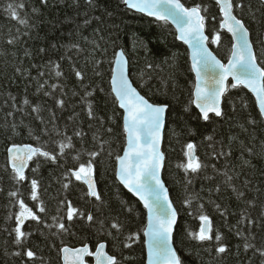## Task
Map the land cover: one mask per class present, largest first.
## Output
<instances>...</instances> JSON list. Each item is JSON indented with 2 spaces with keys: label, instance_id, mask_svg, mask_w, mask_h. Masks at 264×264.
Returning a JSON list of instances; mask_svg holds the SVG:
<instances>
[{
  "label": "trees",
  "instance_id": "obj_1",
  "mask_svg": "<svg viewBox=\"0 0 264 264\" xmlns=\"http://www.w3.org/2000/svg\"><path fill=\"white\" fill-rule=\"evenodd\" d=\"M10 2L20 3L21 0H0V264H33L27 257L12 255L13 251L19 249L4 231L6 227L15 225L14 219L7 218L10 213L19 210L8 196V192L16 187L20 188L21 198L27 206L43 221L37 224L27 220L23 227L24 231L30 233L25 247L36 253L35 264H62V247L89 244L94 251L102 242L107 243L108 252L116 256L121 264H146L143 236L147 224L146 210L114 176L115 156L122 155L125 145L122 119L118 114L122 110L112 103L110 84L114 66L111 62L120 48L129 59L131 77L140 92L150 101L169 104L163 147L166 156L164 179L179 213L175 245L183 264H261V257L255 249L264 247V229L256 224L237 223L242 212L259 221L261 209L264 208V122L260 120L253 95L244 88L230 89L223 105L227 118L212 115L209 121H204L194 104H190L195 77L191 71L188 49L175 38L177 33L169 23L135 13L126 8L121 0H94L91 7L85 0H47L46 6L40 0H22L24 8L19 10V15L27 16L31 25L26 28L11 19L5 11ZM181 2L187 7L195 4L208 7L207 34L210 39L216 31L221 35L219 46L210 42L209 45L220 59L227 62L231 36L219 28L222 16L215 0ZM243 3V12L236 9L235 14L244 20L256 50L262 52L264 49L260 46V40H264V6L259 4V0H243ZM249 5L252 12L248 10ZM33 8L37 12H33ZM17 29L19 39L14 44H8V38L17 35ZM25 32L28 34L23 35ZM261 59L264 60V56ZM57 63L63 73L59 78L55 76L53 68ZM18 68L21 71L18 72ZM73 68L84 74L82 82L77 81ZM38 71L45 72V76L39 78L41 82L47 80L49 84L63 86V109L56 106L53 97L44 96L43 92L37 93L36 80L32 77H37ZM82 85L89 86L93 92L88 100L92 101L96 115L104 118L103 128L98 121L88 119L87 108L81 100L84 95ZM53 95L61 98L60 89ZM24 98L30 101V105L41 106L40 116L44 124L36 119L37 114L32 112L31 106L23 105ZM186 107L188 111H185ZM9 112L12 115H8ZM52 112L56 114V125L67 135L71 136L77 125L87 133L84 148L91 150L92 135L97 130L100 137L111 141L110 148L105 145V149L112 151V156L108 157L105 153L96 173L102 203L87 197L86 185L74 177L69 188L63 189L62 184L68 183L64 180L66 170L77 166L72 159L76 154L74 151L66 161L61 159L59 164L43 162V158H39L42 162L35 172L32 171L37 168L34 159L26 173L29 179L21 185H15L10 179L6 147L12 143L38 146L37 141L29 135V129L40 137L41 143L48 141L49 137L43 135L42 129L45 125L52 128L49 122ZM69 117L74 119L70 120ZM109 117H114V122ZM249 120L256 123H249ZM13 125L16 126L15 131ZM65 125L68 126L66 129ZM108 127L113 128L111 134L105 131ZM208 136L213 139L208 140ZM53 139L60 137L53 136ZM73 142L77 149L81 148L78 137H73ZM187 143L196 145V155L206 165L200 173L190 177L191 184L187 183L183 170L177 167L186 162L184 151ZM55 148L56 145L49 142L47 150ZM220 152L225 155H215ZM81 159L86 161L88 156L85 154ZM224 173L233 179L226 182ZM32 178L39 182L38 197L46 212H39L38 201L31 199ZM245 181L248 182L247 187ZM217 187L220 188L219 192L215 190ZM233 187L243 191L245 196L237 199ZM197 196L202 199L197 200ZM187 197L193 198L190 208L184 204ZM59 201H71L73 207L80 209L85 216L91 213L94 221L89 223L86 219L74 218L69 222L65 219L68 232L52 235L56 230L50 232L44 223H52L51 218L57 215ZM247 201H253L254 206ZM198 203L204 204V213L212 222L213 240L203 244L188 236L190 231L196 232L200 227ZM216 204L220 205L221 211L227 210L226 216L220 214ZM128 208L132 211L129 212ZM117 219L123 226L120 233L110 227ZM237 227L245 235L251 229L254 239L249 237V242L255 248L245 252L244 240L237 235ZM109 232L112 235H108ZM130 233H138L140 240L127 241ZM216 234L221 235L219 243L227 248L224 254L215 251ZM125 243L131 244V247H125ZM87 264H93L91 256L87 258Z\"/></svg>",
  "mask_w": 264,
  "mask_h": 264
},
{
  "label": "snow or ice",
  "instance_id": "obj_2",
  "mask_svg": "<svg viewBox=\"0 0 264 264\" xmlns=\"http://www.w3.org/2000/svg\"><path fill=\"white\" fill-rule=\"evenodd\" d=\"M41 4L47 5V0H40ZM91 7L94 0H85ZM121 3L128 9L134 10L137 13H142L146 16L153 17L156 21L168 24L170 21L176 25L178 35L176 39L183 41L191 49V71L195 73V83L191 93L190 104H194L199 109V114L204 121L210 120V114L220 119L227 118V113L222 108L223 98L230 91V89L244 88L247 89L254 97L255 104L258 108V115L261 122H264V51L258 52L255 47V42L250 39V30L244 20L238 15L234 14L236 9L243 12L245 4L243 0H215V5L218 7L219 14L222 16L219 28L226 30L231 36V46L227 63L222 62L209 50V42L211 44L220 45L221 35L219 31L211 37L205 34L206 24L209 20L208 7L203 4H195L186 7L181 0H121ZM259 4L264 6V0H259ZM24 8L21 0L20 3H8L5 11L9 17L16 20L20 25L28 28L31 27L27 16L21 17L19 10ZM249 12L252 9L249 5ZM33 12L37 9L33 8ZM255 16L254 13H252ZM214 19V17H212ZM87 23V21H85ZM25 32L23 35H27ZM20 36L19 29H17L16 36H10L7 40L8 44H14ZM260 46L264 49V40H260ZM41 52L44 49H40ZM26 55H29L26 53ZM51 63V62H50ZM99 63V62H98ZM114 66L111 69V95L112 103L116 105L122 119V134L125 140L123 146V154L115 156L114 176L119 184L123 185L125 189L143 204L147 211V224L143 230L144 245L146 247V264H183L181 257L178 255L174 247V230L177 224L178 210L174 206V202L169 198L168 188L162 179V173L165 169V153L161 150L162 141L164 139V129L166 124V114L169 110L168 103H157L150 101L142 95L128 75V60L125 52L120 50L114 53V60L111 62ZM152 67L151 64L148 65ZM55 76L57 78L63 76L59 70L60 65L54 64ZM17 71H21L19 68ZM77 81L84 80V74L73 68ZM96 75H100L99 72ZM45 72L38 71L37 77H32L36 80L37 93L43 92L44 96L53 97L58 108L63 109L65 101L62 98L65 93L63 86L59 84H49L47 80L41 82L40 77H44ZM84 88V95L81 97L82 102L87 108V116L89 120L98 121L101 128L104 127L105 121L103 117L97 116L94 110L92 101L88 97L93 95L89 90V86L82 85ZM47 89H50L47 90ZM60 89L61 98H56L53 94ZM75 95V93H73ZM13 100L14 97H11ZM23 105L31 106L32 112L36 113V119L44 124L43 117L40 116L42 111L41 106L30 105V101L24 98ZM246 107V105H245ZM22 110V109H17ZM188 111V108H185ZM8 115H12L11 112ZM73 120V117H69ZM109 120L114 122V117H109ZM52 128L49 129L46 125L42 129L43 135L49 137L48 141L40 142V137L35 136L31 129L29 135L32 136L38 146L31 144L18 145L12 143L6 147L7 152V167L11 169L10 179L15 185H21L29 179L25 175L29 163L36 160L38 170L40 163L39 158H43V162H50L52 164H59L61 159L67 160L71 152L76 154L72 159L76 162V167L66 170L64 180L68 183H63V189L67 190L71 182V178H75L87 186L85 195L94 198L97 202H103L101 193L97 190L96 173L97 167L102 163L104 155L112 156V151H106L105 145H111L110 140H104L100 137L99 130L93 132L92 148H84L85 133L77 125L73 128L72 135H67L66 131H62L56 125V114L51 113L49 121ZM249 123L255 124V120H249ZM15 131L16 126L13 125ZM68 126L65 125V129ZM91 127V125H89ZM105 131L109 134L113 132V128L108 127ZM53 136L60 137L55 140ZM73 137H78L81 142V148L77 149ZM208 140L213 137L208 136ZM49 142L56 145L52 151L47 150ZM184 156L186 162L180 163L177 167L181 168L185 174L188 184L192 183L190 177L200 173L206 167L199 158L195 155L196 145L194 143H187ZM87 155L86 161L82 160L83 155ZM230 155V153H228ZM225 155L220 152L215 154ZM215 167V166H213ZM226 182H230L233 178L227 176ZM245 181V187H247ZM39 182L32 178L30 180L31 199L38 201L39 212H46L43 202L39 201L38 197ZM217 192L220 188L215 189ZM2 191V189H0ZM232 191L236 194L237 199H242L245 196L243 191H238L235 187ZM20 188L16 187L14 190L8 192L9 198L13 201V206L18 205L19 210L15 213H10L8 220L15 221V225L11 228L6 227L5 232L12 237V244L19 250L13 251L12 255L16 257H27L28 261L35 264L37 259L36 253L31 248H26V242L30 233L23 230L24 223L27 220L35 221L37 224L42 223L40 216L34 213L32 208L28 207L25 201L21 198ZM197 200L202 198L196 197ZM193 203L192 197H187L184 200L186 207H191ZM250 206H254L253 201H247ZM216 209L220 211L222 216H226V209L221 211L220 205H215ZM131 212L132 209L128 208ZM198 219L200 221L199 230L196 232H189L188 236L201 244L213 240L212 222L208 215L204 213V204L198 203ZM191 215L192 212L190 211ZM261 219L259 221L250 218L244 212L241 213L238 225L256 224L264 229V208L261 209ZM75 219H86L89 223L94 221L91 213L85 216V213L80 209L73 207L71 201H59L57 215L53 216L52 223H44V226L51 232L52 235H60L67 233L68 227L65 224V219L69 222ZM102 223V222H101ZM111 229L120 233L122 225L117 220H114ZM108 235H112L111 232ZM237 235L244 240L243 248L245 252L249 249L255 248V245L249 242V237L254 239V234L249 229L247 235L243 233L240 227H237ZM118 239V236L116 237ZM221 235H215L217 242L215 251L217 254H224L227 251L226 246L220 244ZM127 241H139L138 233H130L126 237ZM105 243H99L95 251H91L87 245L83 247L72 249L62 247L60 251L63 253L64 264H86L85 257L92 256L95 258V264H121V261L116 256L109 255L105 252ZM125 247H131V244L125 243ZM256 253L261 257V264H264V247L256 248ZM42 259V258H40ZM127 259V257H125ZM27 264V262H25Z\"/></svg>",
  "mask_w": 264,
  "mask_h": 264
},
{
  "label": "water",
  "instance_id": "obj_3",
  "mask_svg": "<svg viewBox=\"0 0 264 264\" xmlns=\"http://www.w3.org/2000/svg\"><path fill=\"white\" fill-rule=\"evenodd\" d=\"M187 7V6H186ZM131 10V9H130ZM131 11H133V12H135L134 10H131ZM135 13H137V12H135ZM139 14H141V15H144V14H142V13H139ZM235 14V13H234ZM144 16H146V15H144ZM146 17H148V18H151V19H154L153 17H149V16H146ZM155 20V19H154ZM160 22V21H159ZM169 24L175 29V31H176V25L174 24V23H172L171 21L169 22ZM223 31H225V32H227L226 30H223ZM176 33H177V31H176ZM205 34L206 35H208L207 34V31L205 30ZM229 34V33H228ZM177 35H178V33H177ZM230 35V34H229ZM250 39L252 40V35H251V32H250ZM179 42H181L182 44H184L183 43V41H180V40H178ZM186 47H187V49H188V52H189V57H190V63H192V61H191V49H189V47H188V45H186V44H184ZM208 47H209V50L210 51H212L213 52V54L214 55H216V53L212 50V48L210 47V45H208ZM120 50H123L122 48H120L117 52H119ZM124 51V50H123ZM125 55H126V53H125ZM217 56V55H216ZM126 58H127V60H128V75H129V79L133 82V80H132V77H131V73H130V62H129V59H128V57H127V55H126ZM217 58L218 59H220L218 56H217ZM222 62H224L222 59H220ZM224 63H227V62H224ZM194 74V77H195V73H193ZM133 86L134 87H136V85L134 84V82H133ZM137 88V87H136ZM137 90L140 92V90L137 88ZM247 90V89H246ZM248 91V90H247ZM249 92V91H248ZM141 93V92H140ZM142 94V93H141ZM143 95V94H142ZM146 97V96H145ZM254 97V96H253ZM147 98V97H146ZM225 98V97H224ZM224 98H223V103H222V108H223V105H224ZM254 99H255V97H254ZM194 107H195V105H194ZM196 108V107H195ZM197 109V108H196ZM198 111H199V109H197ZM213 114H210V116H212ZM167 119H168V113L166 114V124H165V129H164V139H163V141H162V145H161V150L163 151V147H164V140H165V132H166V126H167ZM164 152V151H163ZM123 154V153H122ZM195 155H196V151H195ZM197 156V155H196ZM166 157V156H165ZM165 163H166V161H165ZM29 165H30V163H29ZM29 168V167H28ZM27 170L28 169H26V172H25V175H26V173H27ZM162 179L164 180V182H165V186L168 188V191H169V198L172 200V197H171V193H170V189H169V187L167 186V184H166V181H165V179H164V171H163V173H162ZM123 186V185H122ZM87 187V186H86ZM125 189V188H124ZM97 190H98V184H97ZM126 191H127V189H125ZM131 194V193H130ZM132 195V194H131ZM133 196V195H132ZM135 199H137L138 200V198L137 197H135V196H133ZM139 201V200H138ZM173 201V200H172ZM140 202V201H139ZM141 203V202H140ZM141 205L143 206V204L141 203ZM174 206H175V204H174ZM176 207V206H175ZM177 209V208H176ZM146 210V209H145ZM146 213H147V211H146ZM178 221H179V213H178V218H177V224H176V227H175V230H174V247L176 248V245H175V233H176V229H177V225H178ZM146 238L144 237V240H145ZM102 243H105V245H106V247H105V252H107L109 255H111L109 252H108V245H107V243L106 242H102ZM89 248H90V250L91 251H93L92 250V247H91V245H87ZM98 246V245H97ZM65 247H68V248H72V249H76V248H80V247H83V246H79V247H69V246H65ZM176 250H177V248H176ZM95 251V250H94ZM93 251V252H94ZM145 251H146V247H145ZM177 253H178V250H177ZM178 255H179V253H178ZM180 256V255H179ZM89 256H86L85 257V261H86V264H87V258H88ZM92 257V256H91ZM92 259H93V264H95V258L94 257H92ZM61 261H62V264H64V260H63V253L61 252Z\"/></svg>",
  "mask_w": 264,
  "mask_h": 264
}]
</instances>
